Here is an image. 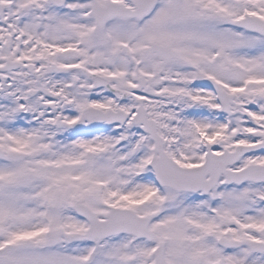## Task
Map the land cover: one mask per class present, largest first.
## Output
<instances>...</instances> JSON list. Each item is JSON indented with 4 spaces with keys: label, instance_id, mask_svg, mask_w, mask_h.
<instances>
[{
    "label": "snow or ice",
    "instance_id": "obj_1",
    "mask_svg": "<svg viewBox=\"0 0 264 264\" xmlns=\"http://www.w3.org/2000/svg\"><path fill=\"white\" fill-rule=\"evenodd\" d=\"M0 264H264V0H0Z\"/></svg>",
    "mask_w": 264,
    "mask_h": 264
}]
</instances>
